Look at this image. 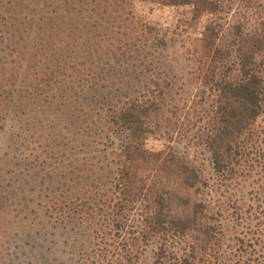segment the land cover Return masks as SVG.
Returning <instances> with one entry per match:
<instances>
[{"label": "trees", "instance_id": "16d2710c", "mask_svg": "<svg viewBox=\"0 0 264 264\" xmlns=\"http://www.w3.org/2000/svg\"><path fill=\"white\" fill-rule=\"evenodd\" d=\"M3 1L0 43L7 41L8 46L0 68V112L6 95L12 94L11 81L18 77L23 84L20 95L33 97L34 103L43 89L49 96L53 93L52 99L66 101L58 89L72 93L71 84L87 72L71 66L84 49L78 29L67 30L57 17H26V12L34 14L33 0ZM148 1L193 7V20L204 13L216 16L224 7L223 0ZM240 34L224 44L220 25L211 21L194 41L198 69L215 96L203 140L215 184L203 167L176 150L146 149L155 110L167 102L164 95L129 99L118 108L109 105L90 121L91 130L102 126L120 142L116 167L72 168L62 177V191L69 196L55 195L48 206L52 216L62 217L75 205L77 215L85 218L94 247L86 253V264H262L255 247L264 243V211L257 203L243 209L225 196L226 190L238 187L264 197V25L249 38ZM89 47L93 54L92 44ZM64 108L76 127L81 110ZM69 180L74 195L69 194ZM226 212L231 213L232 229L224 225Z\"/></svg>", "mask_w": 264, "mask_h": 264}, {"label": "rangeland", "instance_id": "374dc122", "mask_svg": "<svg viewBox=\"0 0 264 264\" xmlns=\"http://www.w3.org/2000/svg\"><path fill=\"white\" fill-rule=\"evenodd\" d=\"M53 1L56 5L48 6L52 0H33L34 14L24 16L57 17L67 30L78 29L84 49L78 51L80 57L73 53L77 58L71 66L87 72L71 84L72 93L58 89L66 101L52 99L53 93L49 96L50 91L43 89L44 95L39 92L34 103L33 97L21 96L22 78L11 81L12 94L6 95L0 112V264H86V253L94 247L85 218L77 215L75 205L62 217L52 216L48 206L55 195L69 196L62 191V177L72 168L116 167L120 142L104 133L102 126L100 131L90 128V121L109 105L118 108L129 99L165 96L167 102L152 118L146 149L176 150L203 167L215 184L217 177L203 142L215 96L198 69L194 41L211 21L220 25L224 44L234 42L240 33L249 38L264 25V0H223L216 16L204 13L198 20H193V7L148 0ZM90 44L93 54L87 50ZM6 46L7 41L0 43L4 50L0 68ZM65 106L81 110L76 127ZM69 181V194L74 195ZM225 196L243 209L257 203L264 211V197L255 191L233 187ZM211 198L216 200V194ZM224 219L232 229L231 213L226 212ZM255 248L264 264V243Z\"/></svg>", "mask_w": 264, "mask_h": 264}]
</instances>
